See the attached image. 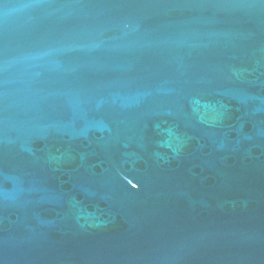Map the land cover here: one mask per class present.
Wrapping results in <instances>:
<instances>
[{"label": "water", "instance_id": "95a60500", "mask_svg": "<svg viewBox=\"0 0 264 264\" xmlns=\"http://www.w3.org/2000/svg\"><path fill=\"white\" fill-rule=\"evenodd\" d=\"M0 264H264V0H0Z\"/></svg>", "mask_w": 264, "mask_h": 264}]
</instances>
